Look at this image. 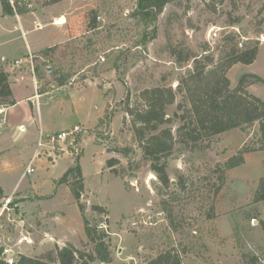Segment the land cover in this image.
<instances>
[{
	"label": "rangeland",
	"instance_id": "rangeland-1",
	"mask_svg": "<svg viewBox=\"0 0 264 264\" xmlns=\"http://www.w3.org/2000/svg\"><path fill=\"white\" fill-rule=\"evenodd\" d=\"M46 1L34 0L33 9L42 8ZM136 4L137 0H75L66 9L69 13L78 11L72 15H76L82 34L67 40L69 46L61 50L67 55L65 68L70 69L72 61L76 63L73 69L86 61L67 87H59L56 81V67L65 59L32 54L33 65L42 74L39 93L49 92L40 99L41 120L35 104V129H40L41 121L45 134L73 125L83 127L84 132L67 143L66 153L45 150L33 163L35 172L29 175L26 170L38 142L28 148L23 139L0 144V152L5 151L0 153V186L9 193L17 191L13 200L20 204L3 215L0 211L2 257L15 262L21 255L42 257L58 245H41L38 238L42 240L46 231L63 234V229L72 232L77 242L62 247L73 244L82 251H93L94 245L85 237V215L109 235L110 264H150L167 252L178 256L181 264H248L252 257L264 264V197L258 192L264 177V151L260 150L259 123L221 134L195 150L177 144L165 159L171 180L168 188L151 171V163L143 159L129 120L123 123L127 91L134 101L145 88L170 86L176 90L181 77L194 68L195 59L180 63L174 51L184 57L198 55L200 61L207 55L217 60L224 38L237 33L243 46L252 40L259 41L260 48L253 64H237L228 72L231 88H237L244 75L249 76L248 82L252 75L264 79V0H175L156 21L146 14L134 17ZM90 14L97 18V29L88 28ZM82 15L86 19H81ZM34 23L33 17L26 18L25 30H33ZM17 27L15 18H0V66L11 72L12 83L27 75L32 64L26 59L27 66L4 59L24 57L27 42L33 47L32 42L48 32V28L28 32L27 41ZM93 82L102 86L105 94ZM87 84V89L75 90ZM246 86L250 94L264 100L263 81ZM14 91L17 100L35 93L32 81L15 84ZM181 100L178 94L169 108L170 117ZM106 101L109 115L104 114V122L85 128L84 124L94 125ZM75 109L80 114L74 113ZM179 125L178 120L171 124L174 131ZM245 149V163L226 169V163ZM111 159L118 160L113 167L107 164ZM77 165L84 177L80 202L85 211L80 210L70 188L58 184ZM2 196L0 207L8 198ZM96 205L105 212H95ZM139 211L152 213L155 224L133 230L129 223ZM54 217L64 218L65 223L53 226ZM29 235L35 240L32 247L24 237ZM79 235L85 241H79Z\"/></svg>",
	"mask_w": 264,
	"mask_h": 264
},
{
	"label": "trees",
	"instance_id": "trees-1",
	"mask_svg": "<svg viewBox=\"0 0 264 264\" xmlns=\"http://www.w3.org/2000/svg\"><path fill=\"white\" fill-rule=\"evenodd\" d=\"M34 0H0L5 15H25L34 11ZM62 0H47L44 6L56 4ZM175 0H137L134 17L139 15H149L156 21L163 13L166 6ZM89 30L97 29V18L89 15ZM239 35L232 33L224 38V45L219 49V57L215 60L212 56H194L192 53L184 57L177 51L173 52L178 62L195 59L194 68L179 80L176 90L170 86H155L141 90L133 101L130 91H127L123 101L126 117L123 123L131 124L135 135V141L142 151L143 159L151 163V171L160 180L163 187L170 186V177L167 171L168 164L166 157L172 154L177 144H182L190 150H195L205 142H210L215 137L230 132L235 129H245L255 123H259L261 131V147L264 151V100L250 94L246 90V85L263 81L261 77L252 75L253 80L248 82V75H244L237 86L231 88V80L228 72L237 64L251 65L258 57L260 48L259 41L248 40L244 43L238 40ZM69 42L63 45H56L42 51L45 56L48 54L59 55L63 62L67 57L63 48L69 46ZM244 48H239V45ZM88 45L84 48L87 49ZM88 60V53H85ZM65 63H58L56 67V81L60 87L67 85L70 80L83 69L86 61L82 62L78 68L74 61L70 62V69H66ZM41 70L35 67L36 76H40ZM39 78V77H38ZM86 78H84L85 80ZM103 89L102 86L99 87ZM178 94L182 95V100L178 104L174 117L168 114L169 108L176 103ZM16 104L14 93L11 87L10 74L0 67V108L10 107ZM108 107V106H107ZM109 115V112L105 111ZM130 118V119H129ZM178 120L180 122L176 131L171 124ZM104 122V117L99 120ZM128 155V152L119 151ZM247 149L240 152L236 157L231 158L225 168L231 170L245 163L244 155ZM118 163L117 159L107 162L110 167ZM59 185H67L79 208L85 211L84 205L80 202L84 191V177L82 168L77 165L69 169L59 180ZM180 185L185 188V183L180 179ZM223 184L218 188L221 190ZM258 192L261 198L264 197V177L260 180ZM0 196L2 192L0 189ZM93 210L103 214L105 209L96 205ZM85 233L89 242L94 245V250L85 252L76 248L73 244L64 247L57 246L42 257H29L21 255L17 262L13 264H110L112 255L110 243L107 242L109 235L98 225H93L92 221L84 215ZM0 250V264H9L3 257ZM258 257H252L248 264H259ZM150 264H181L178 256L171 252L164 253L153 260Z\"/></svg>",
	"mask_w": 264,
	"mask_h": 264
},
{
	"label": "crops",
	"instance_id": "crops-1",
	"mask_svg": "<svg viewBox=\"0 0 264 264\" xmlns=\"http://www.w3.org/2000/svg\"><path fill=\"white\" fill-rule=\"evenodd\" d=\"M74 1L75 0H62L53 5L43 6L42 8L38 10H34L33 12L25 14V15H18V14L5 15L2 9V5L0 3V6H1L0 18H2L3 20H7L9 18H15L17 25H18V27L15 30L21 31L22 37L24 39L27 40V36L29 35L30 32L45 31V29L48 28L47 33H45L44 35H41L38 39H36L37 40L36 42L35 41L32 42L33 47L29 45L27 42V53L24 57L16 56L14 57L13 60L4 59L5 62L20 60V59H28L30 53L31 54H36L40 52L42 53V51H44L47 48L54 47L56 45H63L65 44L67 40L71 39V37L80 35L79 33L82 34V32H79L80 27H78L79 23L76 22V15L75 14L72 15L73 13H76L78 11L73 9V12L69 13V11L66 10L67 8H69L71 5L74 4ZM33 8H34V4H33ZM29 17H33L35 19V23H34V29L28 31V30H25V27H26L25 19ZM80 18L86 19L85 17H83V15ZM38 24L41 25V28L37 27ZM83 26L85 27V25L82 24V27ZM39 43H43V44L37 47L36 45ZM23 66H27V65H24L23 63ZM28 67L30 68V72L27 75H24V76L21 75L19 78H15L14 83L11 82V87L14 93V99L16 100V104L10 107H6V108L2 107L0 109V115H1V120H0V136L1 137L0 138H2L0 139V144L6 143L7 141H9V139H15L16 141L18 140L21 141L23 139L24 146L28 148L30 144L35 145L34 143L39 141L41 133H43L44 136L52 135L51 133L45 134V130L42 126L41 121H40L41 123L40 129H38L39 131L36 130L34 127V123L35 124L37 123V118L35 115L36 114L35 104L38 107L37 108L38 118H40L41 120L42 110L40 109V99L43 95H47L49 92L39 93V86L43 82L41 79L42 74L40 73V76H36L33 68L30 67L29 65ZM5 70L9 74H11L9 70L7 69ZM11 78L12 76L10 77V79ZM22 81H27L28 83L32 81L35 93L32 95H29V97L24 100H17L15 98L14 85ZM93 83L96 84L99 91L105 94L103 89H100L99 85L96 82H93ZM89 85L90 84H87L81 88H75V90L76 89L85 90L89 87ZM63 87H67V86H63ZM27 104H29V107ZM106 107H107V101L105 102L102 113L100 114V116H98L94 125L87 126V124H84L85 128H92L96 126L99 123V120L104 116ZM78 112L79 111L76 110L74 113L78 115L80 114V112L79 113ZM75 126L77 125H73L71 127L73 128ZM71 127L62 129L59 132L67 131ZM36 149H37V143H36V147H35V150L33 152V156L31 157V159L34 157ZM4 152L5 151L3 150L0 153H4ZM52 165H55V162H53ZM0 188H1L2 195L5 197H10L12 195H15V193L17 192V191H14L12 193H9V191L4 189L3 187L0 186ZM53 219H54L53 226L55 227H58L60 224L62 225L65 223L64 218L58 219L54 217ZM63 230H64L63 234H60V233L58 234L57 232L52 234L51 232L46 231L45 234H43L44 236L42 237V240H40V237L38 238L39 244L43 245L45 244V242H49V245L53 244V246L58 245L60 247L65 245L67 242L76 244L77 241L75 242V240L73 239L75 235L72 234V232L69 233V230H66V229H63ZM24 237L28 238L29 242L26 243L27 245H29L30 247L35 245V240L32 237V235L24 236ZM85 237H86V233H85ZM85 237H82L81 235H79L78 240L83 241L84 239H86Z\"/></svg>",
	"mask_w": 264,
	"mask_h": 264
},
{
	"label": "built area",
	"instance_id": "built-area-1",
	"mask_svg": "<svg viewBox=\"0 0 264 264\" xmlns=\"http://www.w3.org/2000/svg\"><path fill=\"white\" fill-rule=\"evenodd\" d=\"M37 27L41 28V25H37ZM100 59L105 62L104 57H100ZM32 64V68L35 73V67L33 65L34 59L33 55L30 53L28 59H26ZM25 62L24 59H20L17 61V64H23ZM84 132L83 127L81 126H75L70 130L54 133L52 135L44 136L43 133L40 135V139L37 143V149L35 152L34 157L32 158V162L29 165V167L26 170V173L32 174L35 172L34 165L36 160L40 159L42 157V153L47 150L48 152H57L59 153H66L69 151L67 143L72 140H76V137H78L80 134ZM74 140V141H75ZM14 195L8 197L5 199V202L0 207L1 215H3L5 212H11L15 208H19L20 204L18 202H15L13 200ZM155 224V218L152 213L139 211V213L131 220L129 223V226L133 230H140L141 228H145L147 226H153ZM5 253H8V250L5 251ZM9 264H13L15 261L11 259H5Z\"/></svg>",
	"mask_w": 264,
	"mask_h": 264
},
{
	"label": "water",
	"instance_id": "water-1",
	"mask_svg": "<svg viewBox=\"0 0 264 264\" xmlns=\"http://www.w3.org/2000/svg\"><path fill=\"white\" fill-rule=\"evenodd\" d=\"M50 70V69H49Z\"/></svg>",
	"mask_w": 264,
	"mask_h": 264
}]
</instances>
